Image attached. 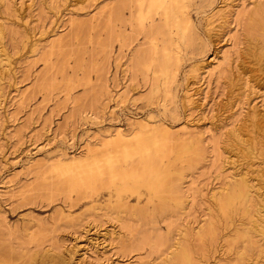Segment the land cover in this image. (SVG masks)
Segmentation results:
<instances>
[{
    "label": "rangeland",
    "instance_id": "1",
    "mask_svg": "<svg viewBox=\"0 0 264 264\" xmlns=\"http://www.w3.org/2000/svg\"><path fill=\"white\" fill-rule=\"evenodd\" d=\"M125 1L0 0L6 62L0 81V264H29L31 253L38 264L45 250L61 252L62 264H141L158 260L176 239L190 247L196 264H236L243 242L233 229L246 216L236 206L224 217L211 193L242 171L264 191L261 144L249 160L228 147L234 129L253 143L260 137L254 125L264 118V70L248 55L258 30L247 29L256 21L251 10L264 0H184L192 21L185 41L174 28L146 35L151 20L162 24L159 15L145 13V0L141 18L137 0ZM226 6L225 20L218 19L216 9ZM209 12L216 14L212 23ZM164 47L178 54L174 75L166 78L154 64ZM195 65L203 68L197 81ZM147 118L149 126L141 128L138 121ZM115 128L132 131L137 140L163 134L167 144L191 135L190 153L156 154L168 161L167 182L177 194L141 186L121 190L118 182L70 189L56 177L58 159L98 156L103 164L135 145L136 137L101 145ZM247 251L251 264H264L254 246Z\"/></svg>",
    "mask_w": 264,
    "mask_h": 264
},
{
    "label": "bare ground",
    "instance_id": "2",
    "mask_svg": "<svg viewBox=\"0 0 264 264\" xmlns=\"http://www.w3.org/2000/svg\"><path fill=\"white\" fill-rule=\"evenodd\" d=\"M144 1L145 0H137L138 6H139L138 16H140L141 18H142V14H141L140 8H141L142 4L144 3ZM122 3H124V2L122 1ZM254 3H253V6H254ZM123 5H125V3ZM145 5H144L146 7L145 13L147 15H150V14L152 15L153 13L154 14L157 13L159 15L158 20H161V22H162V24L158 26V25H153L152 24L153 20H151V23H149V26L147 27L146 35L147 34L148 35L153 34L154 32L155 33L156 32L161 33L163 31L170 29V28H174L177 34H178V32L180 33L178 35L181 36L180 37L181 40L182 41L186 40V32H188L189 29L192 28V21L190 19V16L188 15V12L185 10V6L188 4L184 3V0H146ZM121 7H120V9H121ZM222 8L216 9L217 11H215V13L217 14L218 19L223 20L225 18L226 11L228 12L227 8H229V7L226 6L225 8H223V9ZM116 9H118V7H116ZM186 9H188V7ZM251 11L252 12L250 15H252V18H253V16H255L256 21L254 20L255 24L248 23V25L249 24H252V25H249L248 26L249 29H247V30L253 29V31H254L256 29V30H258L259 35L257 33H255L258 35L256 37V39H258V40H256L255 42H257V41L258 42L255 44L254 48L249 50V54L248 53L247 54L250 55L251 59L254 60L255 63L261 65L260 68H262L264 70V3L259 4L258 6H256L255 9H252ZM210 13L211 12H209V14ZM216 14L211 13L209 16L206 14L208 16V18L210 17L209 23H212V19L215 18L213 16ZM141 18H139V21H142ZM250 19H251V16H250ZM112 20H113V18H112ZM251 21H252V19H251ZM2 25L0 23V38L1 39H2V34H3ZM1 39H0V41H1ZM250 45H248V46H250ZM252 46H254V45H252ZM178 48L176 47L177 50H178ZM1 49H3V48H1ZM1 52L5 53L4 51H1ZM139 55H140V53H139ZM176 55L178 56V54H175V52L173 53L172 48H166V47L163 48L161 53L156 54L154 64H155L158 72H160L162 75H164L165 78L169 75H170V77L174 75V73H173V75H171V74H172L173 70L175 69V67L177 66L178 58L176 57ZM4 58L0 55V81H2L1 80L2 79L1 73L3 72V69H5L4 65L6 62H5ZM139 58H140V56H139ZM135 59H134L135 60L134 63L137 64L136 61L138 58H136V56H135ZM131 62H132V60H131ZM142 62H144V60ZM216 67H220V65L216 66ZM135 69H136V67H135ZM193 69H194V73H193L194 75L192 78L196 79L195 81H197V79H199L198 71H200V69L203 70V68L195 65V67ZM198 84H200L199 81H198ZM206 85H208V84H205V86ZM162 86H163V84H162ZM154 88H155V85H154ZM197 88H196V90H197ZM162 90H164V89H162ZM185 92H187V91L185 90ZM194 101H195V99H194ZM262 115H264V114H262ZM259 117L260 116L257 117V119H259V120L255 119V118L254 119L257 120V122H258L261 120L262 116L260 118ZM262 119L263 120H261L260 124L254 125V127L259 126V129H260L257 131L258 127H257V129L255 128V130L257 132H259V134H260L259 138L256 137V138H258V139H256L257 140L256 143H253L254 142V141L252 142L253 139L248 138L247 134L243 133V131L241 133L240 130H237V129L231 130L230 135L232 138V142H231V145L228 147L235 149L234 156H236V158H240V160H249L255 154V151H256L255 145L261 144V146L258 145V147L264 148L263 147L264 145L262 146V144H264V118L262 117ZM150 121H151L150 118H147L143 121H138V124H141V128H144V127L146 128L149 126ZM142 124H143V126H142ZM254 124H255V122H254ZM254 127H252V128H254ZM252 128L250 130H252ZM246 129H247V126H246ZM250 135H251V133H250ZM127 137H136L135 145L131 146L129 148L123 147L121 150H118L117 154H115L114 156L106 157L105 160L103 161V164L100 163L98 156H91L88 158H86V157H83V158L71 157V159L69 158L70 162H67V163L62 162L60 159H58L57 163L52 168L53 172L56 175V177H59V178L63 177V179H65V181L68 183L67 187L68 188L70 187V189L71 188L72 189L73 188L74 189H84V188L92 189V187H94V186L96 187V185L109 186V185H114L116 182H118L119 183V189H121V190H124V189H133L134 190L137 187L141 186V187H144L149 193L160 194L163 191H165L167 188V190H170L171 192L175 191V193L173 192V194H177L176 193V190H177L176 185L175 184L173 185L171 183L168 184V182H167L168 177L170 175V172L167 169L168 161L166 163L163 162V160H161L162 158L156 157V154L164 156V155H166L165 152L166 151L168 152V150L174 151V153L177 156H182L186 153H190V148H191L192 139H193L191 137V135L188 137L186 136L187 138H185V139L183 138L184 140H177V141L175 140L173 143H171L169 140V142L171 144H167L168 141H166V137L163 134H156V135L153 134L152 136H144V138L137 140V135L134 134L132 131L127 132V133H123V131L120 128H115V130L112 133L108 134V140L100 142V143H101V145L105 144L110 139H115L118 141H124V140L126 141ZM144 139H146V140H144ZM226 139H227V137H226ZM215 147H216V145H215ZM86 151H89V152L92 151V146L88 147ZM109 151H111V150H109ZM197 155H198V153L196 150H195V152L192 151L193 157H196ZM133 158L136 160H132ZM119 163H123L125 165V167H122V166L120 167V165L118 166ZM217 165H219V164H217ZM215 171H217V170L215 169ZM242 172L237 173L234 177L232 176L233 178H231V179L229 178L230 180L223 183V185L222 184L219 185V187L216 188L211 193V197L213 198V201H215L216 207L218 208L220 214H223L224 217L228 216L229 212H231V209L233 207L235 209H238V208H236V206L239 207L240 211L242 212L240 214L246 216V221L239 223L238 225H236L238 227H235L233 229L235 240H238V241L240 240V242L241 241L243 242L242 243L243 245L241 244L243 247H241V248L239 247L240 249H237V251H236L237 255L234 256L235 257L234 261L236 262V264H251V261L249 262V260H251V259H249L251 254L249 255V257L247 255V254L251 253L250 251H249V253H247L248 252L247 250H248V248H250V246H254L258 252V253L257 252H255V253H257L259 255L262 253L263 257H264V191L262 189V191L259 192L257 187H255V185L253 183H251L252 182L251 179L249 177H247L248 175H246L245 173H242ZM174 174L176 175L177 178L182 176V172H179V171H175ZM257 177H258V175H257ZM260 177L264 183V170L262 171ZM219 178H220V176H219ZM170 181H172V180H170ZM262 185H264V184H262ZM96 188H98V187H96ZM178 193H179V191H178ZM181 196L184 197L183 195H181ZM161 201H162V203H164L163 202L164 198H161ZM175 204H176L175 207L177 206V208H181V206H182L180 204V199H177ZM163 205L164 204H162L160 210L165 208V206H163ZM210 226H212V225H210ZM197 229H199L198 231L201 230L199 232L200 233L199 236H202L203 232L205 231L203 225H200ZM186 231H187L186 229L180 230L182 235H185V236H186ZM212 232H213V230L211 228L210 234H212ZM259 237H260V239L261 238L263 239V240H260L261 241L260 243H258ZM110 244H112V243H110ZM155 244H157V243H155ZM189 248L190 247L187 244H184L183 242H181V240L176 239L175 242H173L171 245L168 246V249H166V251L165 250L162 251V253L159 256H157L158 260L154 259L151 262H143L141 264H196L194 262L193 258L191 257V252H190ZM253 252H254V250H253ZM31 254H30V257L27 256L30 258L29 264H34L36 262H34L33 256L34 255L36 256V253L33 255H31ZM69 257L70 256H67V258H69ZM257 257H258V255H257ZM39 258H40V260L37 259V261L39 262L38 264H62V263H65L64 261L66 259L61 252L60 253H54V252H50V250H45V251L41 252L39 254ZM252 258H253V256H252ZM262 259H264V258H262ZM254 261H256V259H254ZM255 263H253V264H255ZM66 264H67V262H66ZM214 264H219V263H218V261H215ZM221 264H225V262L221 263Z\"/></svg>",
    "mask_w": 264,
    "mask_h": 264
}]
</instances>
